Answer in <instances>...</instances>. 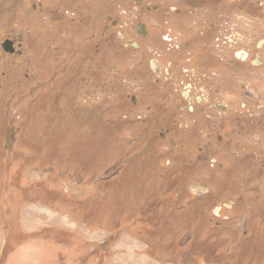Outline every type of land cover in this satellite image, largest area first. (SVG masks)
<instances>
[{
  "label": "rangeland",
  "instance_id": "374dc122",
  "mask_svg": "<svg viewBox=\"0 0 264 264\" xmlns=\"http://www.w3.org/2000/svg\"><path fill=\"white\" fill-rule=\"evenodd\" d=\"M260 2L0 0V264H264Z\"/></svg>",
  "mask_w": 264,
  "mask_h": 264
},
{
  "label": "flooded vegetation",
  "instance_id": "af4514ba",
  "mask_svg": "<svg viewBox=\"0 0 264 264\" xmlns=\"http://www.w3.org/2000/svg\"><path fill=\"white\" fill-rule=\"evenodd\" d=\"M27 1L28 2H30L31 0H25V3H27ZM258 5H260V7L262 8H264V2H260V3H258ZM38 9H40V5H35V4H30V8H29V11L28 12H26L24 15L26 16V17H29L30 15H32L34 12H36ZM264 13V12H263ZM111 21V19L110 18H108V22H110ZM138 26H142V28L144 29V26L143 25H141V24H138L137 25V32H138ZM144 32H145V35H146V31H145V29H144ZM139 33V32H138ZM140 34V33H139ZM142 36V35H141ZM258 45H259V51H261L262 50V52H264L263 50H264V39L262 38V40L258 43ZM124 45H122V48L124 49ZM134 46H131V48H133ZM237 58V60H239L238 62L239 63H245V62H249L250 63V67L252 68V69H254V70H258V69H264V58H262V59H260V58H258V59H256V58H253L252 60H250V54L248 53V52H246V53H242V54H239V56L238 57H236ZM235 67V66H234ZM251 71H253V70H251ZM186 100H190L191 98L190 97H186L185 98ZM194 106L196 105V104H193ZM195 107H197V106H195ZM224 108H221V110H223ZM187 111L188 112H192L193 110L192 109H190V108H187Z\"/></svg>",
  "mask_w": 264,
  "mask_h": 264
},
{
  "label": "water",
  "instance_id": "95a60500",
  "mask_svg": "<svg viewBox=\"0 0 264 264\" xmlns=\"http://www.w3.org/2000/svg\"><path fill=\"white\" fill-rule=\"evenodd\" d=\"M138 32L140 33V35L145 36V32L144 29L142 28V26H138ZM2 48L5 52L11 54L14 52V49L12 48V44L9 41H6L3 45Z\"/></svg>",
  "mask_w": 264,
  "mask_h": 264
},
{
  "label": "bare ground",
  "instance_id": "6f19581e",
  "mask_svg": "<svg viewBox=\"0 0 264 264\" xmlns=\"http://www.w3.org/2000/svg\"><path fill=\"white\" fill-rule=\"evenodd\" d=\"M155 64H157V63H154V65H155ZM154 65H153V66H154Z\"/></svg>",
  "mask_w": 264,
  "mask_h": 264
}]
</instances>
